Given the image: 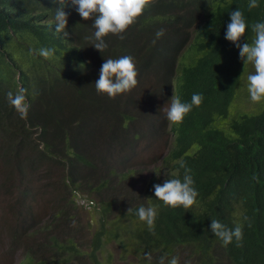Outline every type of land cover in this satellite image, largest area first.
<instances>
[{"label": "trees", "instance_id": "obj_1", "mask_svg": "<svg viewBox=\"0 0 264 264\" xmlns=\"http://www.w3.org/2000/svg\"><path fill=\"white\" fill-rule=\"evenodd\" d=\"M66 4L67 38L55 32V9L59 4L53 0H0V56L3 49L6 51V60L0 66L1 88L9 83V74L18 64L26 63V58L40 56V48H54L53 57L63 54L67 58L78 57V61L91 67L88 79L92 75L96 80L104 59L131 56L139 73L138 83L150 77L156 88L141 92L135 87L113 100L97 94L95 85L71 75L72 83L84 86L85 103L62 111L61 105L47 95L41 99L42 103L59 112L56 118L44 119L38 107L34 111L30 107L23 119L0 115L1 170L8 171L14 163L13 157L27 153L31 157L26 156L23 161L37 163V167L39 163L64 161L61 166L68 165L66 174L70 180L67 181L75 192L78 187L81 194L96 200L97 213H121L117 203L125 183L139 177L142 171L130 174L126 166L116 169L113 163H127L132 153L137 154L144 134L135 125L134 115L128 114V108L140 114L138 108L147 107L148 116L155 118L147 131L165 135L168 152L147 180L142 181L145 195L149 196L147 201L127 194L123 197V220L135 222L136 239L122 250L121 263L148 264L144 253L150 252L151 264H158L162 256L166 257V264L172 257H178L179 264H264V108L261 106L254 113L257 115L229 121V107L236 97L243 71L239 49L225 39L229 14L239 9L248 24L242 42L251 43L254 37L251 26L264 22V0H258L259 7L251 10L249 0H154V6L145 10L124 40L112 35L106 37L108 47L102 53L92 47L93 40L87 39L94 32L93 20H83L71 0H66ZM161 29L163 35L157 39L156 33ZM169 92L171 98L174 94L182 102L190 103L193 94H202L204 99L177 126L167 120L159 106V98ZM220 122L227 124L226 130L219 127ZM103 125L112 131L99 156L103 167L93 169L92 175L85 178L80 165L93 163L89 153L95 146L94 133L86 132ZM36 129L43 141L41 148L36 139L30 140L31 130ZM97 137L107 140L100 133ZM17 138L23 141L18 144ZM63 141L67 146L59 147ZM124 143L128 144L127 152L122 151ZM185 167L191 170L199 205L193 206L190 212L182 207L165 208L156 200L153 186L162 185L172 176L182 179ZM17 169L27 178L17 180L19 203L28 194V176L33 169L22 162L17 163ZM98 170L102 173L100 177L95 175V179L93 175ZM60 203H53L58 208L48 223L54 237H50L45 224L36 228L38 217L33 220L35 246L60 250L64 247L81 256L69 236V231L77 225L73 221L77 208L62 199ZM140 206L157 207L155 235L138 220L136 211ZM129 207L132 212L127 214ZM241 214L248 217L244 222L242 245L237 247L234 241L223 247L211 232V219L233 228ZM0 229L5 228L0 225ZM6 234L7 248L12 249L20 235L14 230ZM102 237L97 233L89 245L88 255L93 264L108 263L107 254L102 256V253L109 240ZM129 254L131 258L127 257Z\"/></svg>", "mask_w": 264, "mask_h": 264}, {"label": "clouds", "instance_id": "obj_2", "mask_svg": "<svg viewBox=\"0 0 264 264\" xmlns=\"http://www.w3.org/2000/svg\"><path fill=\"white\" fill-rule=\"evenodd\" d=\"M53 2L59 4V7L55 9V32L58 34L62 33L67 38L69 32L66 31L68 25V14L65 11L67 7L66 0H53ZM71 3L77 6L78 14L83 20H93L92 27L94 32L92 37H88L87 39L93 40L92 47L101 53L108 47L105 42L106 37L112 35L118 37L120 40H124L128 30L139 22L145 10L154 6V0H71ZM257 7H259L258 0H249V10ZM229 15L230 23L227 25L225 39L239 49V57L241 59L240 69L243 73L248 70V65H252L254 69V72L247 76V92L251 101L253 103L264 102V22H256L251 26V31L254 33L251 43L242 42L248 29L246 19L239 9L232 11ZM162 35L163 30L161 29L156 33L157 39ZM54 53V48H40L38 50V55L40 56L26 58V63L22 62L18 64L20 66L13 69L12 73L9 74L10 81L6 87L1 88L3 83H0V115L5 118L9 115L10 118L20 117L23 119L26 118L30 107L32 111L38 107L44 119L56 118L59 112L42 103L41 99L47 95L53 102L61 105L62 111L80 103H85L86 98L82 89L84 86L72 83L70 80L71 75L82 80L83 83L95 85L97 94L106 95L109 99L113 100L119 95L130 93L139 84L137 79L139 73L131 56H122L118 59H104L99 79L96 80L92 75L88 79L91 67L78 61V57L72 56L67 58L65 54L61 55V57H53ZM5 57L6 51L3 49L0 56L1 67L6 60ZM162 97L170 99V105L166 110V118L177 126L183 122L193 107L200 106L204 99L202 94H193L190 103L182 102L174 94L171 98L170 92L162 95ZM102 101L106 100L102 99ZM32 131L39 132L37 129L31 130V133ZM111 132L109 128L101 131V127L86 132L94 133L95 146L89 153L93 163H90L88 166L84 165V163L80 165V171L85 178H89L92 175L93 169L103 167V163L99 162V156L107 146L109 142L108 136ZM117 132H119L118 128ZM98 133L102 134L107 140L98 138ZM143 134L142 139L147 135H156L151 130L143 132ZM38 137L39 134L37 138H34L30 134V140L36 139L38 146L43 145V141ZM20 141L23 140L17 138L18 144H20ZM124 145L125 148L122 151L127 152L128 144L124 143ZM66 146L67 144L63 141L59 147ZM167 147L168 145L165 152L159 155L157 163L168 152ZM56 151L55 154H57ZM31 155L33 156L34 153ZM26 156L31 157L28 153L20 157H13L14 163H12L8 171L1 170L3 168L0 165V196H4L5 202L0 217V225L5 228L0 229V262L5 260L4 253L7 252L10 255L17 254L19 258L17 264H93L88 255L90 251L89 245L96 239V234L100 233L103 235L102 239H108L109 242L112 241V246L116 247L115 255L110 252H103L102 256L107 254L108 263L122 264L119 258L122 250H125L131 243H134L136 239L134 231L136 228L135 222H125L123 220V217H125L122 212L123 197L127 194L136 200L142 198L144 202L147 201L146 198L149 196L145 195L142 181L147 180L152 170H147L145 176L140 175L142 185L138 195L133 194V192H125L126 187L124 188L117 203V205L119 204L121 213L99 214L96 210V200L92 196L88 197L85 194H81L78 187L77 192H75L74 186L67 181L70 180L66 174L68 165L62 167L61 193L56 195L49 194L37 189L33 185L31 176L32 172L37 168V163H29L30 160L23 161V158ZM135 156V152L132 153L127 163H131ZM20 162L27 163L32 167L33 171L28 176V194L26 197H21L18 203L16 200L19 191L17 180L22 179L26 181L27 179L17 169V163ZM61 162L65 163L64 161ZM62 163L59 164L61 165ZM127 170H129L128 167ZM101 173L102 170L95 171L94 178L100 177ZM95 175L98 176L95 177ZM253 179H258V177L253 176ZM160 182H163V180L161 179ZM153 187L156 200L162 203L165 208L175 210L182 207L185 212H190L193 206L199 205V193L194 187L191 170L186 167L182 179L172 176L166 179L162 185L155 184ZM76 196L81 198L80 204L75 201ZM60 199L69 205H75L77 208L76 216L73 218V221L77 222V225L69 231V236L73 245L82 253L81 256L68 252L64 247L60 250L59 247L51 249L49 247L39 248L35 246V236L32 228L33 220L38 217L36 228L45 224L50 237H54L48 223L52 220L54 211L58 208L53 203H60ZM151 200L148 199V201ZM94 208L95 210L92 211ZM131 212L132 209L129 207L127 214ZM157 214V207L155 206H140L136 211L138 220L146 224L148 231L152 235H155ZM246 221H248V217L241 214V219L234 223L233 228H229L220 221L211 219V232L221 241L223 247L227 248L234 241L236 246L239 247L242 245L243 228ZM119 223H122V226H118ZM129 223L133 224L134 228H129ZM249 226L251 225L249 224ZM102 227L105 230H102ZM9 230H14L20 235L17 245L12 249L7 248L6 233ZM116 232L119 234L116 235ZM109 242L106 243L104 250H106ZM97 254L99 255V253ZM144 258L148 264H151L152 255L150 252H145ZM158 264H166V257H160ZM167 264H179V258L172 257L170 260H167Z\"/></svg>", "mask_w": 264, "mask_h": 264}, {"label": "rangeland", "instance_id": "obj_3", "mask_svg": "<svg viewBox=\"0 0 264 264\" xmlns=\"http://www.w3.org/2000/svg\"><path fill=\"white\" fill-rule=\"evenodd\" d=\"M254 69L252 65H248V70L242 74L240 85L237 87L236 97L234 98V102L229 107L228 115L229 121L233 122L235 120H239L242 116H253L257 114H245V113H256V111L262 106V110L264 108V102L253 103L249 97L247 92V76L250 73H253ZM146 82L139 83L136 87L139 91L143 92L151 91L156 86L154 80L150 77ZM141 99V96H135ZM135 99V98H134ZM107 102V101H105ZM108 103V102H107ZM159 106L163 113H166L168 106L170 105V99H165L162 96L159 98ZM142 106V105H141ZM128 114L136 118L135 125L142 129L143 132H146L149 129L151 122L154 121V117L150 115L148 116L147 112L149 109L147 107H139L137 111H140V114H137L136 111H133L132 108H128ZM261 110V111H262ZM259 114V113H258ZM219 127L223 129H227V124L225 122H220ZM106 128V125L101 126V131ZM39 132L32 131L31 135L34 138H37ZM228 135V134H227ZM40 141V140H38ZM43 145H39L41 148ZM149 146L148 148H146ZM167 146V137L165 136H157V135H147L145 138L141 140L140 146H138V152L136 156L132 159L131 163H114L116 169H121L123 166H126L131 171V174H139L138 171H142L139 175L145 176L146 171H150L157 166L158 157L160 154L165 152ZM146 149V151H145ZM1 163V162H0ZM33 185L41 190L45 191L49 194H58L61 193L62 190V166L59 163H39V166L32 172L31 176ZM141 180L142 178L139 176L137 178H130L126 183L125 187L128 193L133 192V194L138 195L141 190ZM75 201L80 204L81 198L76 196ZM4 196H0V217L3 212L4 206ZM95 208L92 210L94 211ZM91 211V212H92ZM129 228H134V225L129 223ZM113 242H109L105 252H110L113 255L116 253V247L112 246ZM5 260L0 262V264H17L19 258L17 254L10 255L7 252L4 253ZM133 255L136 257L137 254L133 252ZM128 258H131V254L128 255ZM133 263V262H132ZM104 264H112L106 263Z\"/></svg>", "mask_w": 264, "mask_h": 264}]
</instances>
